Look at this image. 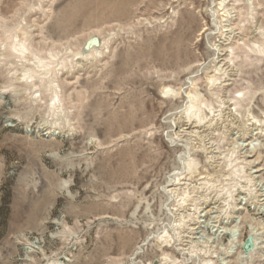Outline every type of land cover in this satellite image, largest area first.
<instances>
[{"label": "rangeland", "instance_id": "374dc122", "mask_svg": "<svg viewBox=\"0 0 264 264\" xmlns=\"http://www.w3.org/2000/svg\"><path fill=\"white\" fill-rule=\"evenodd\" d=\"M222 1L0 0V264H264V0Z\"/></svg>", "mask_w": 264, "mask_h": 264}, {"label": "water", "instance_id": "95a60500", "mask_svg": "<svg viewBox=\"0 0 264 264\" xmlns=\"http://www.w3.org/2000/svg\"><path fill=\"white\" fill-rule=\"evenodd\" d=\"M99 43H100V38L98 36H94L85 42L82 51L85 52L86 50H89L94 46H98ZM255 239H256V234L254 232H251V234L247 237L246 241L243 244V249L246 254H249L251 251L254 250Z\"/></svg>", "mask_w": 264, "mask_h": 264}, {"label": "bare ground", "instance_id": "6f19581e", "mask_svg": "<svg viewBox=\"0 0 264 264\" xmlns=\"http://www.w3.org/2000/svg\"><path fill=\"white\" fill-rule=\"evenodd\" d=\"M224 2H225V0L222 1V3H224ZM229 22H230V21H229ZM231 29H232V28H231ZM230 32H231V31H230ZM229 44H230V43H229ZM221 67H222V66H221ZM189 104H190V103H189ZM188 107H189V106H188ZM190 107H191V106H190ZM181 114H182V112H181ZM188 114H189V110H187V111L184 110V115H188ZM178 116H179V115H178ZM178 116H177V117H178ZM186 117H187V116H186ZM189 117H190V116H189ZM197 118H201V117H197ZM195 119H196V118H195ZM178 120L181 121V120H183V119H181V117H180V119H178ZM189 120H190V118H189ZM192 120H193V119H192ZM196 120H197V119H196ZM176 122H177V121H176ZM199 122H200V121H199ZM183 123H184V121H183ZM195 124H196V123H195ZM180 127H181V126H180ZM190 128H191V127H190ZM183 130H184V129H183ZM187 130H188V129H187ZM187 130H185V131H187ZM176 184H177V183H176ZM176 184H173V185H174L173 188H172L173 190H176V188H177V187H176ZM173 193H174V192H173ZM177 193H178V191H177ZM175 194H176V193H175ZM177 226H178L179 228H181V224H177ZM178 227H176V228L178 229ZM221 231H222V230H221ZM178 232H179V231H178ZM224 232H225V231H224ZM179 236H181V235H179ZM179 236H178V237H179ZM179 238H180V237H179ZM182 239H183V238H182ZM177 240H178V239H177ZM180 240H181V239H179L178 242H180ZM181 242H182V241H181ZM180 244H181V243H180ZM182 244H183V243H182ZM199 247H200V246H199ZM206 247H208V246H206ZM206 247H205V248H206ZM205 248H204V249H205ZM199 251H200V250H199ZM188 254H189V253H188ZM163 260H164V259H163ZM169 260H170V259H169ZM169 260H168V261H169ZM166 261H167V260H166ZM170 262L172 263L173 261L171 260ZM150 263H151V262H150ZM166 263L168 264V262H166ZM204 263H205V262H204ZM206 263L209 264L208 262H206ZM210 263H211V262H210ZM151 264H165V263L162 262L161 260H157V261H155V263H151ZM172 264H173V263H172ZM176 264H177V263H176Z\"/></svg>", "mask_w": 264, "mask_h": 264}]
</instances>
